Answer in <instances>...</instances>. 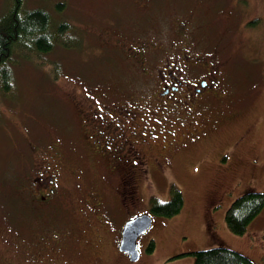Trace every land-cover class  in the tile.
I'll return each instance as SVG.
<instances>
[{"label":"rangeland","instance_id":"374dc122","mask_svg":"<svg viewBox=\"0 0 264 264\" xmlns=\"http://www.w3.org/2000/svg\"><path fill=\"white\" fill-rule=\"evenodd\" d=\"M58 2L63 3L61 10L56 9ZM9 6L10 0H0V13ZM36 6L53 19H66L76 37L66 32L69 46L56 43L41 55L18 50L13 90L8 96L0 94V264H192L193 256L186 252L219 245L264 264V206L244 233H233L225 223L226 209L235 197L264 189V0H25L23 8ZM190 7L195 9L189 11ZM185 14H190L192 27L198 25L196 39L207 44L206 49L215 46V60L223 65V88L228 90L224 99H212L218 105L212 111L216 119L208 116V127L191 142L190 127L178 121L165 137L142 142L141 159L149 172L141 176L138 169L136 206L127 208L121 198L111 201L116 196L111 186L117 180L113 185L103 181L101 192L110 201L107 206L112 204L102 220L93 219L89 233L82 225L72 244L70 219L63 210L59 233L41 236L46 233L39 230L40 218L24 209L34 204L22 192L23 187H33L32 172L26 183L21 172H26L21 162L26 145L56 144L58 138L63 153L50 163L61 167L65 187L76 189V180L87 186L90 178L86 173L77 177L78 164L67 151L73 147L81 114L88 127L96 108L102 113L115 100L119 103L114 108L122 114L125 103L145 90L146 80L138 77L144 70L141 62L134 59L131 67L121 56L130 54V48L120 46L116 59L111 47L128 46L131 38L151 44L154 37L170 46L173 31L170 26L161 31L159 25ZM146 58L151 61L150 55ZM175 140L184 144H173ZM168 150L175 151L172 158ZM161 164L166 170L159 177ZM173 185L182 194L180 211L169 217L152 214L149 200L168 199ZM69 195L57 203L65 209L74 206L71 214L81 220L79 198L74 192ZM142 213L152 216V224L137 238L139 257L130 260L119 249L122 227ZM89 236L84 245L81 241ZM44 249L53 251L50 259H30Z\"/></svg>","mask_w":264,"mask_h":264},{"label":"flooded vegetation","instance_id":"af4514ba","mask_svg":"<svg viewBox=\"0 0 264 264\" xmlns=\"http://www.w3.org/2000/svg\"><path fill=\"white\" fill-rule=\"evenodd\" d=\"M188 9L191 11L195 7ZM166 26H170V30L173 31L170 46H163V42L160 39L154 40L153 36L151 44L131 38L128 46L111 47L114 52H112L113 57L116 59L118 54L121 55L118 49L120 46L123 49L130 48V54L124 53L121 56L129 66L134 65V59L141 62L144 70L138 73V77L146 80V83L144 81L145 90L137 96L138 98H132L125 103L126 110L122 114L115 110L119 101L114 100L112 103L110 101L102 113H99V107L96 108L98 113L96 117L89 118L88 127L83 124L85 121L83 113L81 114L82 123L78 125L77 132L73 127L75 140L73 147L67 151L70 153L71 162L78 164L77 177H82L86 173L90 178L87 186H83L76 180V189L75 186L65 187L61 167L56 165L54 167L50 163V161H59L63 153L58 138H56V144H27L25 151L29 149V154L25 156V151L21 153V162L26 167L25 173L23 169L21 170L24 183L29 180L27 176L29 172H32L31 182L33 183L30 189L27 186L22 188L24 198H30L29 200L34 202L24 206V209H30L40 218L42 226L40 225L39 230L46 233V235L39 233L41 236H47L50 231L59 233V211L63 210H66L65 214L67 212L70 219L68 229L72 236V244L76 243L75 235L79 231L82 232V225H85L84 229L87 232L91 230L93 219L102 220L106 209L112 204L107 206V202L110 201L106 200L104 193L101 192L103 181H111L113 185L112 183L117 180V186L115 187L116 184L111 186L116 194L115 198L111 199L113 197L111 192L109 195L111 201L116 203L121 198L127 208L136 206L139 194L138 169H141V176L149 172V168L141 159L142 154L145 153L142 152V142L158 135V137H165L171 131V124L176 121L188 124L190 129L187 133V141L191 142L208 127V116L216 119L212 111L218 105H215L217 103L212 102V99L219 97L224 99L225 92L228 90L223 88L221 74L223 65L215 60L217 48L211 46L206 49L204 46L208 45L202 46V43L196 39L194 33L198 25L192 27L190 14H185L180 19L165 21L159 25L160 30L165 31ZM116 39L118 38L114 40ZM148 55L151 56V61L147 60ZM163 55L164 59L160 61ZM152 67L156 70L149 74ZM211 106H213L209 110L211 113L205 114V109ZM84 135L90 139L89 142L85 141ZM146 135H149V138H146ZM173 144L184 143L175 140ZM168 152L172 158L175 151L168 150ZM159 168L160 171L157 174L162 177L166 170L165 164L159 165ZM69 192H74V195L79 198L83 208L81 220H77V216L71 214L75 211L74 206L65 209L63 204L57 203L64 202ZM90 239L91 236L84 238L81 242L87 245ZM51 253L53 251L44 249L36 258L30 259L43 262L44 258H51L49 256ZM11 264L14 263L11 261Z\"/></svg>","mask_w":264,"mask_h":264},{"label":"trees","instance_id":"16d2710c","mask_svg":"<svg viewBox=\"0 0 264 264\" xmlns=\"http://www.w3.org/2000/svg\"><path fill=\"white\" fill-rule=\"evenodd\" d=\"M24 1L10 0V6L0 13V94L4 96H8L14 87L13 66L18 60V50L41 55L51 51L56 43L69 46L63 37L66 32L67 37H76L69 31L73 26L66 19H53L51 13L41 6L25 9ZM62 8L63 3L58 2L56 9ZM149 202L152 214L169 217L180 211L183 198L181 191L173 185L168 199L153 196ZM263 206L264 189L241 193L226 209L227 228L236 234L244 233ZM152 248L153 243L150 242L148 250ZM186 253L193 256L192 264H258L244 253L223 245Z\"/></svg>","mask_w":264,"mask_h":264},{"label":"water","instance_id":"95a60500","mask_svg":"<svg viewBox=\"0 0 264 264\" xmlns=\"http://www.w3.org/2000/svg\"><path fill=\"white\" fill-rule=\"evenodd\" d=\"M152 224V217L150 214L142 213L127 221H125L119 243V249L126 251L130 260H136L139 257L137 248L138 236L145 232Z\"/></svg>","mask_w":264,"mask_h":264},{"label":"bare ground","instance_id":"6f19581e","mask_svg":"<svg viewBox=\"0 0 264 264\" xmlns=\"http://www.w3.org/2000/svg\"><path fill=\"white\" fill-rule=\"evenodd\" d=\"M73 45V44H72ZM16 183V182H15Z\"/></svg>","mask_w":264,"mask_h":264}]
</instances>
